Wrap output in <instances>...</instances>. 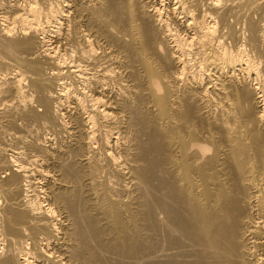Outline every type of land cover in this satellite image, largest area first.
<instances>
[{
  "label": "bare ground",
  "instance_id": "1",
  "mask_svg": "<svg viewBox=\"0 0 264 264\" xmlns=\"http://www.w3.org/2000/svg\"><path fill=\"white\" fill-rule=\"evenodd\" d=\"M0 264H264V4L0 0Z\"/></svg>",
  "mask_w": 264,
  "mask_h": 264
},
{
  "label": "rangeland",
  "instance_id": "2",
  "mask_svg": "<svg viewBox=\"0 0 264 264\" xmlns=\"http://www.w3.org/2000/svg\"><path fill=\"white\" fill-rule=\"evenodd\" d=\"M259 3L264 4V0H257Z\"/></svg>",
  "mask_w": 264,
  "mask_h": 264
}]
</instances>
